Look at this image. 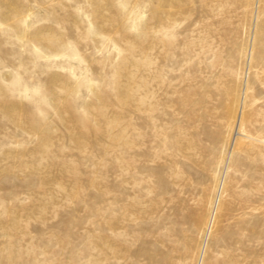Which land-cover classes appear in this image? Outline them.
<instances>
[{
  "label": "rangeland",
  "instance_id": "obj_1",
  "mask_svg": "<svg viewBox=\"0 0 264 264\" xmlns=\"http://www.w3.org/2000/svg\"><path fill=\"white\" fill-rule=\"evenodd\" d=\"M0 264H264V0H0Z\"/></svg>",
  "mask_w": 264,
  "mask_h": 264
},
{
  "label": "bare ground",
  "instance_id": "obj_2",
  "mask_svg": "<svg viewBox=\"0 0 264 264\" xmlns=\"http://www.w3.org/2000/svg\"><path fill=\"white\" fill-rule=\"evenodd\" d=\"M252 50V46H251ZM247 54V53H246ZM252 55L251 52L248 55V62L251 61ZM246 89L243 87V90L240 92L239 100L236 102L238 107L237 111L235 110L232 113V119L229 124L230 127L234 129V127L238 128L242 126V113L243 108L246 105L245 97H246ZM239 108V110H238ZM224 183L223 179L215 180L214 187L212 193L207 197L206 203H205V210H204V216L202 219V223L200 226L201 234H210L211 231L216 227V225L219 223L218 216L221 211L220 206V186Z\"/></svg>",
  "mask_w": 264,
  "mask_h": 264
}]
</instances>
